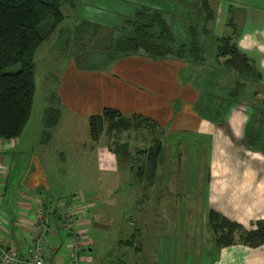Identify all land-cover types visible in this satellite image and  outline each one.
<instances>
[{"label": "crops", "instance_id": "0c3cea01", "mask_svg": "<svg viewBox=\"0 0 264 264\" xmlns=\"http://www.w3.org/2000/svg\"><path fill=\"white\" fill-rule=\"evenodd\" d=\"M201 2L75 0L74 5L79 3L80 12L83 7L84 11L83 15L80 12L71 15V21L74 28L81 22H89L110 29L119 27L139 7L152 8L166 15L175 43L183 45L189 41L191 22L188 15L196 14ZM209 6L215 19L204 24V35L201 34L203 24H199V40L204 44L201 54L203 61L199 63L186 65L184 61H154L140 54L115 59L109 72L90 75L70 70L66 74L63 72L59 80L55 100L68 115L77 111L82 117L89 118L100 115L105 109H112L125 116L138 115L150 119L161 131L163 128L160 127L165 122L159 124L158 121H166L170 114L166 102L178 96L187 102L197 101L196 93L189 86L182 88L178 85V78L188 71L197 76L206 74L214 82L218 118L198 119L185 113L174 119L169 130L161 134L164 156L157 165L151 183H143L146 185L141 201L157 204L165 211L171 203L169 196L173 193L175 198L184 199L189 205L200 208L209 231L170 234L167 230H158L155 246L146 251L144 264H264V246L252 249L235 244L217 248L207 222L209 212L240 226L244 231H254L256 223L264 222V152L249 151L244 145L247 128H254L256 121L254 129L258 130L262 120L251 118V108L255 100L261 99V90L264 91V0H209ZM222 37H231L240 52L253 62L261 74L262 81L252 90L257 92V97L242 100L239 104L229 102L231 99L227 97L226 90H233L236 79L233 73L223 72L216 60V39ZM207 43L209 48L205 45ZM207 60L213 65H207ZM228 79V87L221 86L219 89L220 84H226ZM250 89L248 86L245 88L249 95L252 93ZM31 117L32 112L20 138L0 140V243L16 250L18 258L23 261H26L34 236L35 217L45 208H53L60 203L55 201L51 204V201L40 198L41 190L47 189V183L43 168L33 157L25 137ZM36 137L37 134L33 138L34 144ZM11 155H15L12 157L14 160H10ZM14 161L26 167L21 180L24 185L7 198V185L16 164ZM152 216L153 219H160L157 214H147L144 222L153 221ZM51 224L44 264L63 263L68 255L69 241L59 230L55 217H52ZM87 227V222L80 221L78 224L81 232H85ZM138 236L141 237L142 233L138 232ZM91 246L92 242H88L83 247L80 253L82 264H99L90 256ZM146 246L147 242L144 248ZM131 252L136 256L141 255L143 250L136 247L131 248ZM118 264L124 263L119 261ZM135 264H142L141 260Z\"/></svg>", "mask_w": 264, "mask_h": 264}, {"label": "rangeland", "instance_id": "374dc122", "mask_svg": "<svg viewBox=\"0 0 264 264\" xmlns=\"http://www.w3.org/2000/svg\"><path fill=\"white\" fill-rule=\"evenodd\" d=\"M83 8L80 12L79 3L77 6L63 5V22L45 38L35 53L34 107L28 134L25 137L33 157L38 159L43 168L47 183V189L41 190V200L51 201L52 204L55 201L63 203L69 198L75 199L76 205L82 208V213L78 217L79 222H87L89 226L82 233L84 232L85 247L88 242H92L91 258L99 264H118L119 261L124 264H135L138 260L144 264L147 258L146 251L155 246L154 239L158 230H167L170 234L195 231L206 233L205 231L209 230L200 208L189 205L184 199L175 198L173 193L169 196L171 203L166 206L165 211L156 206L157 204L141 202L146 184L136 182L132 174L133 167L128 165L130 161H117L109 151L113 148V136H102L98 143H93L88 130V119L92 116L85 118L77 111L68 115L55 100L61 75L70 70L90 75L105 73L115 64L116 57H110L106 53L101 41V37L108 30L103 29L98 38H86L88 40L74 36L77 34H74L71 15L77 12L83 15ZM190 19H193V15ZM205 45L209 48L208 43ZM206 64L213 65L209 60ZM18 68L15 66L9 71L16 72ZM185 73L186 75L183 74V77L178 78V85L182 88L189 86L190 90L196 93L197 101L187 102L178 96L166 102L165 105L170 110V114L167 115L169 119L158 121L159 124L165 123L160 127L163 131L156 130L157 137H160L158 131L160 130L162 134L166 133L170 124L180 114L186 113L198 119L213 120L219 116L216 111L217 95L212 79L206 74L197 76L188 71ZM228 84L229 79L226 84L223 82L218 88L220 89L221 86L226 88ZM229 90L228 88L226 90L227 97ZM260 95L262 99L263 90ZM46 109L59 111V116L55 126L45 136L43 115ZM256 126L257 122L254 121V128ZM30 131L32 132L29 135ZM36 134V144H34L33 138ZM147 139L148 134L145 131L131 133L129 136L121 135V142H128L132 157L136 151L145 148ZM12 157L14 158L15 155H11L10 160H14ZM19 159L22 162V159ZM15 162L7 185V198H10L18 188L22 189L24 185L21 180L26 167ZM158 173L161 177V171ZM147 214H157L160 219L155 218V220L152 216L153 221L144 222ZM162 216L164 218H161ZM138 232L142 233L141 237L138 236ZM132 235H136L135 238ZM146 242L147 246L144 248ZM136 247L143 250L141 255L134 256L131 252V248L136 249ZM150 260L151 255L148 256V261Z\"/></svg>", "mask_w": 264, "mask_h": 264}, {"label": "trees", "instance_id": "16d2710c", "mask_svg": "<svg viewBox=\"0 0 264 264\" xmlns=\"http://www.w3.org/2000/svg\"><path fill=\"white\" fill-rule=\"evenodd\" d=\"M200 10L188 15L189 41L177 45L174 41L167 17L164 13L147 7H139L132 16L123 20L101 37L104 49L110 57L127 58L142 54L154 61H203V44L199 40L206 34L204 24L215 19L209 0H201ZM75 0H0V140L11 141L21 137L31 116L35 96L34 56L45 38L62 23L63 5H74ZM42 29V31H41ZM103 30L98 25L81 22L75 28L77 38H98ZM216 60L223 72L235 75V87L230 90L229 102L239 104L257 97L253 88L262 81L261 74L248 57L240 52L231 37L216 39ZM100 42V41H99ZM112 55V56H111ZM18 66L16 72L9 69ZM247 86L252 91L245 93ZM251 118L262 119L258 130L249 126L244 145L249 151L264 152V95L251 108ZM59 111L46 109L43 120L45 136L55 124ZM89 137L98 143L102 136H113V148L109 151L117 161L132 160L128 142H121V135L145 131L148 136L156 134L157 125L150 119L138 115L125 117L118 111L105 109L100 115L88 119ZM160 133V132H159ZM162 134V133H160ZM117 140V141H116ZM209 229L217 248L242 244L252 249L264 246V222L255 224L254 231H244L221 216L209 212ZM132 244V243H129Z\"/></svg>", "mask_w": 264, "mask_h": 264}, {"label": "built area", "instance_id": "2783aa9c", "mask_svg": "<svg viewBox=\"0 0 264 264\" xmlns=\"http://www.w3.org/2000/svg\"><path fill=\"white\" fill-rule=\"evenodd\" d=\"M82 208L76 205L73 198L56 204L53 208H45L44 211L35 217L34 236L28 247L26 261L17 256L14 249L6 248L0 243V264H44L46 256L47 235L52 226V217L58 220L59 230L66 235L69 241L68 255L66 260L57 264H82L80 253L83 250V233L78 229L79 215Z\"/></svg>", "mask_w": 264, "mask_h": 264}, {"label": "flooded vegetation", "instance_id": "af4514ba", "mask_svg": "<svg viewBox=\"0 0 264 264\" xmlns=\"http://www.w3.org/2000/svg\"><path fill=\"white\" fill-rule=\"evenodd\" d=\"M159 135L160 137H157L155 134L148 136V143L145 148L136 151L133 154L132 160H128L130 161L128 165H132L133 167L132 174L135 176L134 179L136 182L151 183V178L154 177L157 165H159V162H161L164 156L163 141L158 131Z\"/></svg>", "mask_w": 264, "mask_h": 264}]
</instances>
